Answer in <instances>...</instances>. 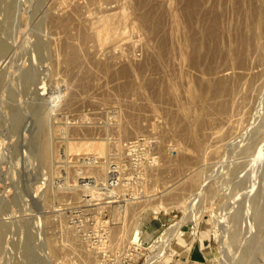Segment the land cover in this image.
<instances>
[{
    "label": "rangeland",
    "instance_id": "374dc122",
    "mask_svg": "<svg viewBox=\"0 0 264 264\" xmlns=\"http://www.w3.org/2000/svg\"><path fill=\"white\" fill-rule=\"evenodd\" d=\"M193 1L0 0V264H264L261 0Z\"/></svg>",
    "mask_w": 264,
    "mask_h": 264
},
{
    "label": "bare ground",
    "instance_id": "6f19581e",
    "mask_svg": "<svg viewBox=\"0 0 264 264\" xmlns=\"http://www.w3.org/2000/svg\"><path fill=\"white\" fill-rule=\"evenodd\" d=\"M98 1H99V0H98ZM105 1H106V0H105ZM108 1H109V0H108ZM192 1H193V0H192ZM238 1H241V0H238ZM54 2H55V0H54ZM58 2H59V1H58ZM58 2H57V3H58ZM65 2H66V1H65ZM112 2H113V1H112ZM193 2H194V1H193ZM103 3H105V2H103ZM110 3H111V2H110ZM187 3H189V2H187ZM194 3H195V4H196V3L198 4V2H194ZM199 3H200V2H199ZM60 4H61V3H60ZM66 4H67V3H66ZM68 4H69V3H68ZM96 4H97V2H96ZM100 4H101V3L99 2V5H100ZM105 4L107 5V3H105ZM119 4H120V3H119ZM123 4H124V2H123ZM167 4H168V3H167ZM195 4H194V5H195ZM63 5H65V4H63ZM79 5H80V4H79ZM121 5H122V4H121ZM192 5H193V4H192ZM52 6H53V5H52ZM56 6H58V5H56ZM59 6H60V5H59ZM59 6H58V7H59ZM61 6H62V5H61ZM65 6H66V9H67V6H68V5H65ZM166 6H167V5H166ZM168 6H169V5H168ZM186 6H187V4H186ZM188 6H189V5H188ZM197 6H198V5H197ZM199 6H200V5H199ZM58 7H57V8H58ZM62 7H63V6H62ZM73 7H74V6H73ZM77 7H78V6H76V9H77ZM113 7H114V6H113ZM116 7H117V6H116ZM122 7H123V6H122ZM190 7H191V5H190ZM70 8H71V6H70ZM74 8H75V7H74ZM106 8H107V7H106ZM114 8H115V7H114ZM60 9H61V8H60ZM62 9H64V8H62ZM103 9H104V8H103ZM186 9H187V7H186ZM193 9H197V8H193ZM72 10H73V9H72ZM104 10H105V9H104ZM109 10H110V9H109ZM121 10H122V9H121ZM191 10H192V9H191ZM197 10H198V9H197ZM59 11H60V10H59ZM100 11H101V10H100ZM100 11H98V12H100ZM119 11H120V10H118L117 13H119ZM193 11H194V10H193ZM70 12H72V11L70 10ZM98 12H97V13H98ZM103 12H104V11H102V15L104 14ZM112 12H113V11H112ZM121 12H122V11H121ZM124 12H125V10H124ZM167 12H168V11H167ZM189 12H190V11H189ZM108 13H109V12H108ZM190 13H191V12H190ZM59 14H60V13H59ZM99 14H100V13H99ZM114 14H116V13L113 12V15H114ZM171 14H172V13H171ZM171 14H170V15H171ZM97 15H98V14H97ZM173 15H174V14H173ZM209 15H210V14H209ZM99 16H101V15H99ZM109 16H110V15H109ZM109 16L104 14V16H101V17H106V18L110 19L111 17H109ZM111 16H112V13H111ZM118 16H119V15H118ZM125 16H127L126 13H125V15H124L123 13L120 15V17H121L122 19H124V20H125ZM171 16H172V15H171ZM187 16H191V15H188V14H187ZM210 16H211V15H210ZM65 17H66V16H65ZM75 17H78V16H75ZM127 17H128V16H127ZM127 17H126V18H127ZM175 17H176V16H175ZM199 17H200V16H199ZM204 17H206V16H204ZM207 17H208V16H207ZM113 18H114V17H113ZM171 18H172V17H171ZM130 19H131V18H130ZM190 19H191V18H190ZM190 19H189V20H190ZM209 19H210V18H209ZM213 19H215V18H213ZM216 19H217V18H216ZM64 20H66V19H64ZM68 20H69V19H68ZM78 20H79V19H78ZM126 20L128 21V18H127ZM131 20H132V19H131ZM173 20H175V19H174V18L172 19V23L174 22ZM193 20H194V17H193ZM253 20H254V21H253V24H254V28H255V34L253 35V36L255 37V38L253 39V45H254V49H255V51H256V57H257L258 62H259V64H260L261 61H262V59L264 60V58H263V55H264V33H262V31H261V27L264 26V0H261L259 6H256V7H255V11H254V14H253ZM66 21H67V20H66ZM66 21H65V22H66ZM69 21H70V20H69ZM110 21H111V20H110ZM129 21H130V20H129ZM176 21H177V20H176ZM176 21H175V22H176ZM194 21H195V20H194ZM190 22H191V21H190ZM195 22H196V21H195ZM206 22H207V21H206ZM192 23H193V22H191V24H192ZM214 23H215V22H214ZM175 24H176V23H175ZM175 24H173V25H175ZM194 24H195V23H194ZM117 25H118V24H117ZM176 25H177V24H176ZM210 25H211V23H210ZM67 26H68V25H67ZM102 26H103V28H104L103 23H102ZM222 26H223V25H222ZM176 27H177V26H176ZM72 28H73V27H72ZM75 28H76V27H75ZM75 28H74V29H75ZM133 28H134V27H133ZM104 29H105V28H104ZM115 29L117 30L116 26H115ZM70 30H72V29H70ZM120 30H121V29H120ZM134 30H135V29H133V31H134ZM176 30H177V28H176ZM253 30H254V29H253ZM77 31H78V30H77ZM79 31H80V30H79ZM69 32H70V31H69ZM72 32H73V31H72ZM72 32H71V34H72ZM174 33H175V32H174ZM69 34H70V33H69ZM79 34H81V32H80ZM171 34H173V33H171ZM74 35H77V34H74ZM70 36H71V35H70ZM79 36L81 37L82 35H79ZM173 36H174V35H173ZM222 36H223V35H222ZM80 37H79V38H80ZM141 37H142V34H141ZM211 37H212V36H211ZM79 38H78V40H79ZM81 38H82V37H81ZM81 38H80V41L82 42L83 39H81ZM71 39H72V38H71ZM209 39H210V38H209ZM213 39H214V38H213ZM142 40H143V39H142ZM142 40H141V41H142ZM169 40H170V38H169ZM215 40H216V39H215ZM73 41H74V40H73ZM171 41H172V40H170V42H171ZM137 42H138V41H137ZM205 42H206V41H205ZM208 42H210V43L212 44L213 41L208 40ZM208 42H207V44H209V47H208V49H209L211 46H210V43H208ZM139 43H140V42H139ZM143 43H144V42H143ZM174 43L176 44V41H175ZM213 43H214V42H213ZM77 44H78V43H77ZM147 44H148V43H147ZM183 44H184V43H182V45H183ZM207 44H206V45H207ZM217 44H218V43H217ZM217 44H216V45H217ZM170 45H172V47H173L174 44L170 43ZM177 45H178V44H177ZM195 45H197V44H195ZM206 45H205V46H206ZM200 46H201V45H200ZM218 46H219V45H218ZM220 46H221V45H220ZM224 46H225V45H224ZM227 46H228V44H227ZM227 46H226V47H227ZM42 47H43V46H42ZM118 47H119V46H118ZM172 47H171V48H172ZM176 47H178V50H179V47H180V46H176ZM185 47H187V46H185ZM197 47H198V46H197ZM213 47H214V46H213ZM216 47H217V46H216ZM222 47H223V45H222ZM222 47H221V48H222ZM229 47H230V45H229ZM38 48H39V47H38ZM127 48H128V47H127ZM183 48H184V47H183ZM183 48H181L180 51H181ZM195 48H196V47H195ZM224 48H225V47H224ZM227 48H228V47H227ZM132 49H133V48H132ZM184 49H185V48H184ZM196 49H197V48H196ZM218 49H220V47H219ZM229 49H230V48H229ZM144 50H145V48H144ZM148 50H149V48H148ZM178 50H177V52H179ZM197 50H198V49H197ZM197 50H196V51H197ZM216 50H217V49H216ZM135 51H136V50H135ZM135 51H134V52H135ZM149 51H150V50H149ZM209 51H210V50H209ZM211 51H212V50H211ZM218 51H220V50H218ZM134 52H133V53H134ZM193 52H194V51H193ZM200 52H201V51H200ZM200 52H199V53H200ZM216 52H217V51H216ZM216 52H215V53H216ZM220 52H221V54H223L225 51H223V53H222V50H221ZM184 53H185V52H183L182 54H184ZM195 53H196V52H195ZM229 53H230V52H229ZM128 54H129V53H128ZM202 54H203V53H202ZM216 54H218V53H216ZM230 54H231V53H230ZM173 55H174V54H173ZM175 55H176V54H175ZM180 55H181V52H180ZM184 55H186V53H185ZM196 55H197V53H196ZM226 55H227V54H226ZM226 55L224 54V56H226ZM142 56H143V55H142ZM194 56H195V55H194ZM197 56H198V55H197ZM214 56H215V54H214ZM123 57H124V56H123ZM136 57H137V56H136ZM171 57H172V56H171ZM175 57H176V56H175ZM177 57H178V56H177ZM206 57H207V56H206ZM228 57H229V56H228ZM228 57H227V58H228ZM225 58H226V57H225ZM225 58H224V59H225ZM227 58H226V59H227ZM120 59H121V58H120ZM137 59H138V58H137ZM144 59H145V58H144ZM180 59H181V58H180ZM180 59H179V60H180ZM196 59H197V58H196ZM124 60H125V59H124ZM133 60H134V59H133ZM135 60H136V59H135ZM203 60H204V59H203ZM216 60H217V59H216ZM136 61H137V60H136ZM136 61H135V62H136ZM147 61H148V60H147ZM177 61H178V60H177ZM181 61H182V60H181ZM184 61H185V60H184ZM230 61H231V62H230L231 65H232V64H233V58H232ZM178 62H179V61H178ZM195 63H197V62H195ZM138 64H139V63H138ZM142 64L144 65V63H142ZM179 64H180V63H179ZM136 65H137V63H136ZM146 65H147V64H146ZM126 66H127V65H126ZM128 66H129V65H128ZM181 66H182V65H181ZM197 66H198V65H197ZM130 67H131V66H130ZM137 67H138V66H137ZM198 67H199V66H198ZM128 68H129V67H128ZM131 70H132V69H131ZM131 70H130V71H131ZM137 71H138V69H136V72H137ZM131 72H132V71H131ZM133 72H134V71H133ZM140 73H141V72H140ZM134 74H135V73H134ZM225 74H226V73H225ZM225 74H224V75H225ZM177 75H178V74H177ZM224 75H223V76H224ZM228 75H229V74H228ZM133 76L135 77L136 74L133 75ZM178 76H179V75H178ZM178 76H177V77H178ZM144 77H145V76H144ZM226 77H227V76H226ZM229 77H230V75H229ZM129 78H130V77H129ZM136 78H137V77H135V79H136ZM138 79H139V78H138ZM142 79L144 80L145 78H142ZM189 79H190V77H189ZM143 80H142V81H143ZM145 80H146V79H145ZM145 80H144V81H145ZM161 81H162V80H161ZM177 81H178V80H177ZM135 82H136V81H135ZM137 82H138V81H137ZM148 82H149V80H148ZM179 82H180V81H179ZM190 82H191V81H190ZM75 83H76V82H75ZM176 83H177V82H176ZM139 84H140V83H139ZM150 84H151V83H150ZM68 85H69V84H68ZM70 85H71V84H70ZM73 85H74V84H73ZM124 85H125V84H124ZM131 85H132V84H131ZM129 86H130V85H129ZM149 86H150V85H149ZM186 86H187V85H186ZM138 87H139V86H138ZM165 87H166V86H165ZM170 87H171V86H170ZM170 87H169V89H170ZM120 88H121V87H120ZM123 88H124V87H123ZM127 88L129 89V87H127ZM132 88H133V87H132ZM135 88H136V86H135ZM178 88H179V87H178ZM181 88H182V87H181ZM187 88H188V87H187ZM189 88H190V87H189ZM224 88H227V89H226V91H227V90H228V85H226V84L224 85V84H222V83H219V84L213 86V98H214V101H215V102L218 101V100L221 98V95H222V93H223ZM133 89H134V88H133ZM141 89H142V88H141ZM172 89L175 90V88H171L170 90H172ZM182 89H183V88H182ZM254 89H255V88H254ZM256 89H257V88H256ZM258 89H260V88H258ZM258 89H257V90H258ZM184 90H185V89H184ZM184 90H183V92L186 93L187 89H186L185 91H184ZM204 90H205V89H204ZM231 90H232V89H231ZM257 90H254V91H257ZM134 91H135V90H134ZM141 91H142V90H141ZM188 91H189V92H187L186 95L189 94V97H190L191 99H193V101H194V98H196V97H195L196 94L194 95V93H192V91H194V90H192V91L188 90ZM125 92H126V91H125ZM175 92H176V91H175ZM205 92H208V93H209L210 91H207V89H206ZM230 92H231V91H230V89H229V90H228V93H230ZM259 92H260V91H258V92H256V93L258 94ZM126 93H127V92H126ZM126 93H125V94H126ZM136 93H137V92H136ZM141 93H143V92H141ZM166 93H167V92H166ZM169 93H170V92H169ZM185 93H184V94H185ZM252 93H254V92L252 91ZM256 93H255V94H256ZM172 94H173V93H172ZM205 94H206V93H205ZM211 94H212V93L210 92V94H208V95L210 96ZM170 95H171V94H170ZM170 95H169V97H170ZM206 95H207V94H206ZM182 96H183V95H182ZM182 96H181V98H182ZM198 96H199V95H198ZM257 96H258V95H257ZM87 97H88V96H87ZM157 97H158V96H157ZM164 97H165V96H164ZM167 97H168V96H167ZM176 97H177V96H176ZM189 97L187 96V98H189ZM142 98H143V96H142ZM147 98H148V97H147ZM155 98H156V97H155ZM171 98H173V97H171ZM178 98H179V97H178ZM178 98H177V99H178ZM207 98H208V97H207ZM210 98H211V96H210ZM255 98H256V96H255ZM89 99H90V98H89ZM169 99H170V98H169ZM191 99H190V100H191ZM87 100H88V99H87ZM158 100H159V99H158ZM170 100H171V99H170ZM172 100H173V99H172ZM172 100H171V101H172ZM174 100H176V99H174ZM188 100H189V99H188ZM188 100H187V101H188ZM198 100H199V99H198ZM198 100H197V101H198ZM208 100H209V99H208ZM210 100H212V99H210ZM171 101H170V102H171ZM185 101H186V100H185ZM191 101H192V100H191ZM193 101H192V104L195 105V103H193ZM212 101H213V100H212ZM172 102H173V101H172ZM174 102H176V101H174ZM181 102H182V101H181ZM188 102H189V101H188ZM188 102H187V103H188ZM209 102H210V101H209ZM118 103H119V102H118ZM143 104H144V103H143ZM151 104H152V102H151ZM179 104H180V103H179ZM179 104H178V105H179ZM185 104H186V102H185ZM98 105H99V104H98ZM112 105H113V104H112ZM152 105H153V104H152ZM106 106H107V105H106ZM187 107L190 108V107H191V104H190V106L187 105ZM192 107H195V106L192 105ZM192 107H191V108H192ZM196 107H198V106H196ZM151 108H152V106H151ZM185 108H186V107H185ZM199 108H201V107H199ZM120 109H121V108H120ZM153 109H154V108H153ZM178 109H179V108H178ZM108 110H109V109H108ZM154 110H155V109H154ZM95 111H96V110H95ZM95 111H94V112H95ZM194 111H195V110H194ZM96 112H97V111H96ZM117 112H118V111H117ZM188 112H189V111H188ZM196 112H197V111H196ZM44 113H45V112H44ZM199 113H200V111H199ZM201 113H203L202 110H201ZM46 114H47V113H46ZM85 114H86V113H85ZM149 114H150V113H149ZM155 114L158 115V113H155ZM60 115H61V114H60ZM86 116H87V115H86ZM149 116H150V115H149ZM198 116H199V115H198ZM198 116H197V119L200 118V117H198ZM45 117H46V116H45ZM58 117H60V116H58ZM158 117H159V116H158ZM182 117H184V116H182ZM204 118H205V117H204ZM195 119H196V117H195ZM190 120H191V119H190ZM211 120H212V119H211ZM158 121H159V120H158ZM158 121H157V123H158ZM195 121H196V120H194V122H195ZM201 121H202V119H201ZM41 122H42V121H41ZM155 122H156V121H155ZM198 122H200V121L198 120V121H196L195 123H198ZM195 123H194V124H195ZM192 124H193V123H192ZM198 124H199V123H198ZM43 126H44V125H43ZM56 127H57V126H56ZM62 127H63V126H62ZM59 128H60V127H59ZM44 129H45V127H44ZM49 129H50V128H49ZM44 131H45V130H44ZM186 132H187V131H186ZM186 132H185V133H186ZM188 132H189V130H188ZM193 132H194V131H193ZM193 132H191V133H193ZM211 132H212V131H211ZM213 132H214V131H213ZM57 133H58V132H57ZM180 133H182V132H180ZM191 133H190V134H191ZM218 133H219V131H217L216 133H212L211 135L214 136V134H215V136L217 137V136H218ZM193 134H194V133H193ZM193 134H191V137H192ZM53 135H54V134H53ZM55 136H56V135H55ZM213 136H212V137H213ZM40 137H41V136H40ZM49 137H50V136H49ZM186 137H187V136H186ZM191 137H190V138H191ZM193 137H194V135H193ZM216 137H215V138H216ZM45 138H47V137H45ZM192 139H193V138H192ZM40 141H41V140H40ZM50 141H51V139H50ZM50 143H51V142H50ZM50 145H52V144H50ZM58 146H59V145H58ZM50 147H51V146H49V142H48L47 140H43L42 143H41V145H40V153H41V155H42L43 160H44L45 163H48L50 159H53V157L51 156L52 154L50 153V152H51V151H50V150H51ZM210 148L214 149L213 147H210ZM210 148H208V149H210ZM201 150H202V149H200V151H201ZM207 151H208V150H207ZM210 152H211V151H210ZM1 155H2V154H1ZM50 156H51V158H50ZM56 156H57V155H56ZM59 157H60V156H59ZM39 158H40V157H39ZM57 158H58V157H57ZM43 160H42V161H43ZM60 160H61V159H60ZM50 161H51V160H50ZM40 162H41V161H40ZM45 163H44V164H45ZM91 166H92V165H91ZM45 167H46V166H45ZM107 167H108V166H107ZM100 168H101V171H102V170H103L102 167H100ZM56 169H57V168H56ZM56 169H55V170H56ZM88 169H89V168H88ZM85 170H86V169H85ZM238 170H239V169H238ZM94 171H95V170H94ZM239 171H240V170H239ZM49 173H50V172H49ZM54 173H55V172H54ZM82 173H83V172H82ZM239 173H240V172H239ZM86 174H87V173H86ZM235 174H236V173H235ZM83 175H84V174H83ZM83 175H82V176H83ZM210 175H211V173H210ZM87 176H88V175H87ZM90 176H91V175H90ZM49 177H50V176H49ZM80 177H81V176H80ZM88 177H89V176H88ZM194 177H196V176H194ZM233 177H234V174H233ZM230 178H231V177H230ZM237 178H238V177H237ZM193 179H194V178H193ZM195 179H197V177H196ZM243 179H244V178H243ZM79 180H80V179H79ZM93 180H94V179H93ZM197 180H198V179H197ZM197 180H196V181H197ZM80 181H81V180H80ZM119 181H120V180H119ZM191 181H192V179H191ZM194 181H195V180H194ZM196 181H195V182H196ZM48 182H49V181H48ZM92 182H93V181H92ZM192 182H193V181H192ZM101 183H102V182H101ZM190 183H191V182H190ZM196 183H198V182H196ZM89 184H90V183H89ZM49 185H50V184H49ZM93 185H95V184L93 183ZM192 185H193V183H192ZM195 185H196V184H194V186H195ZM196 186H197V185H196ZM44 188L46 189L45 186H44ZM86 188H87V186H86ZM123 188H124V187H123ZM110 189H111V188H110ZM209 189H210V187L208 188V190H209ZM211 189H212V188H211ZM48 190H49V189H48ZM111 190H112V189H111ZM46 192H47V191H46ZM111 192H112V191H111ZM208 192H209V191H208ZM211 192H212V190H211ZM107 193H108V192H107ZM44 194H45V193H44ZM48 194H49V193H48ZM45 195H47V194H45ZM76 195H77V194H76ZM79 195H80V194H79ZM72 196H75V195L72 194ZM81 197H82V196H81ZM48 198H49V197H48ZM72 198H73V197H72ZM75 198H76V197H75ZM79 198H80V197H79ZM111 198H112V197H111ZM114 198H115V197H114ZM251 198H252V197H251ZM43 200H44V199H43ZM46 200H47V198H46ZM47 201H49V200H47ZM85 201H86V200H85ZM114 202H115V201H114ZM89 203H90V202H89ZM87 204H88V203H87ZM246 205H247V204H246ZM235 207H236V205H235ZM237 207H238V206H237ZM244 207H245V206H244ZM239 208H240V206H239ZM245 208H246V207H245ZM229 209L231 210V208H229ZM224 210H225V209H224ZM235 211H236V210H234V212H235ZM225 212H226V211H225ZM237 212H238V211H237ZM237 212H235V213H233V214H236ZM239 212H240V211H239ZM233 214H232V215H233ZM232 215H230V217H231ZM236 215H237V214H236ZM239 215H240V214H239ZM239 215H237V216H239ZM257 216H259V215H257ZM261 216H262V215H261ZM231 218H232V217H231ZM235 218H236V217H235ZM229 219H230V218H229ZM254 219H255L256 221H258L256 218H254ZM233 220H234V218H233ZM262 220H263V219H262ZM256 221L254 222L255 224H257ZM258 224H259V223H258ZM258 224H257V226H255V225H254V226H255V227H258ZM262 224H263V223H262ZM259 226H260V225H259ZM170 227H171V226H170ZM233 228H234V227H233ZM258 228H259V227H258ZM260 228H262V227L260 226ZM251 229H252V228H251ZM115 230H116V229H115ZM154 230H155L154 228H150L149 231H148V234H149V235L154 234ZM235 230H236V229H235ZM117 231H118V230H117ZM169 231H170V230H169ZM169 231L165 233V236H166V237H169V235H170V234H168ZM238 231H239V229H238ZM255 231H256V230H255ZM234 232H235V231H234ZM232 233H233V232H232ZM235 233H236V232H235ZM241 233H242V231L240 232V234H241ZM248 233H249V234H248L249 236H252V235H250V234H251L250 231H248ZM113 235H114V234H113ZM230 235H231V234H230ZM245 235H246V234H245ZM120 236H121V235H119V237H120ZM237 236H238V235H237ZM114 237H115V236H114ZM114 237H113V238H114ZM122 237H123V236H121V238H122ZM235 237H236V236H235ZM235 237H233V238H235ZM245 237H246V236H245ZM245 237H244V238H245ZM116 238H118V237H116ZM121 238H120V239H121ZM118 239H119V238H118ZM178 239H179V238H178ZM250 239H251V237H250L248 240H250ZM48 240H50V239H48ZM53 240H54V239H53ZM244 240H246V239H244ZM113 241H115V240L113 239ZM116 241H118V240H116ZM123 241H124V240H123ZM123 241H122V242H123ZM127 241H128V240H127ZM250 241H251V240H250ZM252 241H253V240H252ZM54 242H55V241H54ZM118 242H119V241H118ZM118 242H117V244H118ZM120 242H121V241H120ZM239 242L241 243V241H239ZM248 242H249V241H248ZM26 243H27V242H26ZM111 243H112V242H111ZM125 243H126V242H125ZM251 243H252V242H251ZM49 244H50V242H49ZM53 244H54V243H53ZM53 244H51L50 246L52 247ZM114 244H115V243H114ZM117 244H116V245H117ZM110 245H111V244H110ZM123 245H124V244H123ZM254 245H255V244H254ZM53 246H54V245H53ZM51 247H50V249H51ZM55 247H56V246H55ZM117 247H118V246H117ZM119 247H121V246L119 245ZM119 247H118V248H119ZM53 248H54V247H53ZM253 248H254V246H253ZM48 249H49V248H48ZM56 250H57V249H56ZM56 250H55V248H54V249H53L52 251H50V252H53V253L55 254V253H56V252H55ZM237 250H238V249H237ZM223 251H224V250L221 249L219 253L221 254ZM244 251H245V250H244ZM240 252H241V251H240ZM240 252H239V253H240ZM242 252H243V251H242ZM53 253H52V255H53ZM223 253H224V252H223ZM246 253H247V252H246ZM220 254H219V255H220ZM242 254H243V253H242ZM253 254H254V253H253ZM246 255H248V254H246ZM249 255H250V254H249ZM249 255H248V256H249ZM237 256H240V255L238 254ZM243 256H244V255H243ZM250 256H252V254H251ZM161 257H162V256H161ZM34 258H35V257H34ZM248 261H249V259H248ZM38 263H39V262H38ZM38 263H37V264H38ZM62 263H63V262H62ZM74 264H75V263H74Z\"/></svg>",
    "mask_w": 264,
    "mask_h": 264
},
{
    "label": "built area",
    "instance_id": "2783aa9c",
    "mask_svg": "<svg viewBox=\"0 0 264 264\" xmlns=\"http://www.w3.org/2000/svg\"><path fill=\"white\" fill-rule=\"evenodd\" d=\"M151 243L149 245L144 244H135L134 242H130L124 250L121 252L123 263L125 264H136L137 261L142 259L143 252L151 247ZM157 261L156 256H147V258H143L142 264H155Z\"/></svg>",
    "mask_w": 264,
    "mask_h": 264
},
{
    "label": "crops",
    "instance_id": "0c3cea01",
    "mask_svg": "<svg viewBox=\"0 0 264 264\" xmlns=\"http://www.w3.org/2000/svg\"><path fill=\"white\" fill-rule=\"evenodd\" d=\"M148 229H146L147 231ZM186 256L178 259V264H211L208 254L200 244L195 246ZM177 264V263H176Z\"/></svg>",
    "mask_w": 264,
    "mask_h": 264
}]
</instances>
